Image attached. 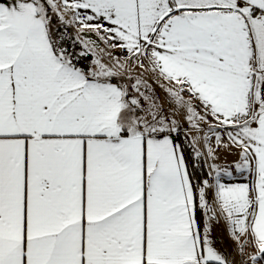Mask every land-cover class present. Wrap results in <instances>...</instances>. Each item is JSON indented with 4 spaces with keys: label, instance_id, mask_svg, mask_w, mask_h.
<instances>
[{
    "label": "snow or ice",
    "instance_id": "obj_1",
    "mask_svg": "<svg viewBox=\"0 0 264 264\" xmlns=\"http://www.w3.org/2000/svg\"><path fill=\"white\" fill-rule=\"evenodd\" d=\"M0 264H264V0H0Z\"/></svg>",
    "mask_w": 264,
    "mask_h": 264
},
{
    "label": "crops",
    "instance_id": "obj_2",
    "mask_svg": "<svg viewBox=\"0 0 264 264\" xmlns=\"http://www.w3.org/2000/svg\"><path fill=\"white\" fill-rule=\"evenodd\" d=\"M232 159H234L233 156L227 154V153H221V163L225 162L226 160L227 161H231ZM218 234H221V233H218Z\"/></svg>",
    "mask_w": 264,
    "mask_h": 264
}]
</instances>
